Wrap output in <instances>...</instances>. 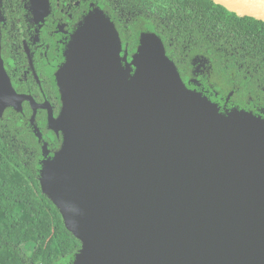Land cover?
Wrapping results in <instances>:
<instances>
[{
    "label": "water",
    "instance_id": "obj_1",
    "mask_svg": "<svg viewBox=\"0 0 264 264\" xmlns=\"http://www.w3.org/2000/svg\"><path fill=\"white\" fill-rule=\"evenodd\" d=\"M211 1L264 22V0ZM121 50L86 17L49 116L62 144L44 145L40 183L82 243L74 264H264V118L188 89L154 35L132 63ZM20 102L0 34V119Z\"/></svg>",
    "mask_w": 264,
    "mask_h": 264
},
{
    "label": "trees",
    "instance_id": "obj_2",
    "mask_svg": "<svg viewBox=\"0 0 264 264\" xmlns=\"http://www.w3.org/2000/svg\"><path fill=\"white\" fill-rule=\"evenodd\" d=\"M119 1L130 13L126 27L99 4L80 23L93 15L107 18L118 34L121 52L126 50L121 56L126 62L132 63L143 35H154L188 89L204 93L200 87H188V80L200 85L196 73L190 77L191 70L204 67L205 75L215 78V91L222 92L223 101L203 96L222 113L225 97L235 102L233 109L244 110L237 102L245 98L264 106V22L239 17L211 0ZM24 100L21 98L19 108L8 106L0 119V264H74L82 243L66 228L40 183L43 147L47 144L48 157L54 156L62 136L49 128V118L47 123L43 113L33 116L39 138L23 122L22 114L30 115L29 109L24 110ZM48 129L54 142L48 139Z\"/></svg>",
    "mask_w": 264,
    "mask_h": 264
},
{
    "label": "flooded vegetation",
    "instance_id": "obj_3",
    "mask_svg": "<svg viewBox=\"0 0 264 264\" xmlns=\"http://www.w3.org/2000/svg\"><path fill=\"white\" fill-rule=\"evenodd\" d=\"M108 1L109 3L107 0H0L3 65L16 94L25 99V112L26 109L30 110L29 116L24 113L22 117L26 118L23 122L29 124L33 132L39 133L34 126L37 119L35 121L33 116L44 113L48 123L50 113L55 117L59 115L62 104L61 71L66 65L67 50L82 19L99 4L115 16L114 20L118 19L121 26L126 27L129 22L130 13L127 12V6L120 5L119 0ZM125 52L126 50L122 51L120 55L123 56ZM198 65L199 63L196 69ZM190 73V77L196 73L200 85L189 83L188 80L189 88H193V85L200 87L212 100L223 101L220 96L222 92L218 88L217 92L215 91V78L210 80V77L205 75L208 71L204 67L200 71L191 70ZM219 85L222 86V83ZM230 100L228 97L224 98L222 111L231 110L232 106L236 105L234 101L229 102ZM237 104L241 109L253 110L256 115L264 117L262 103H250L245 98ZM50 131L47 130L48 139L54 142L53 133L50 136ZM59 138L61 137L57 138L58 141Z\"/></svg>",
    "mask_w": 264,
    "mask_h": 264
},
{
    "label": "rangeland",
    "instance_id": "obj_4",
    "mask_svg": "<svg viewBox=\"0 0 264 264\" xmlns=\"http://www.w3.org/2000/svg\"><path fill=\"white\" fill-rule=\"evenodd\" d=\"M91 25H93V27H98V24L95 21L91 22ZM106 41L109 43V39ZM114 53H116V50L114 51Z\"/></svg>",
    "mask_w": 264,
    "mask_h": 264
}]
</instances>
